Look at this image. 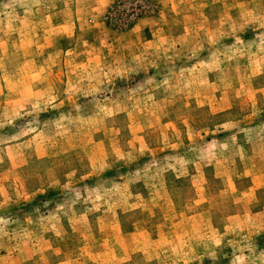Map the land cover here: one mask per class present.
<instances>
[{"label":"rangeland","instance_id":"1","mask_svg":"<svg viewBox=\"0 0 264 264\" xmlns=\"http://www.w3.org/2000/svg\"><path fill=\"white\" fill-rule=\"evenodd\" d=\"M0 264H264V0H0Z\"/></svg>","mask_w":264,"mask_h":264}]
</instances>
